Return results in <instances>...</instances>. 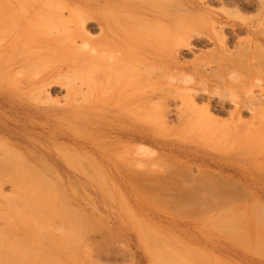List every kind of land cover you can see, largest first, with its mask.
<instances>
[{"label":"rangeland","instance_id":"1","mask_svg":"<svg viewBox=\"0 0 264 264\" xmlns=\"http://www.w3.org/2000/svg\"><path fill=\"white\" fill-rule=\"evenodd\" d=\"M2 1L5 4L6 0H0ZM176 1L178 0H171L169 3ZM203 1L208 7L217 11L226 10L228 7L230 19H240L239 15L242 17V13L250 15L249 13H252V9L257 5L256 0H250L251 3L248 5H244V0H239V4L245 8L235 11L234 6H224L218 0ZM6 6L7 4L4 5L5 8ZM253 12L255 13V10ZM201 13L204 14L201 10L195 13L200 16L197 23L200 22L201 27L203 26L201 29L206 27L212 29L210 23L212 20L207 16L205 20L201 19L203 23L200 21ZM3 18H6V15H3ZM206 18L211 21L208 22ZM206 22L208 23L204 25ZM218 23L215 24V29H219L223 24V22ZM224 24L222 32L228 38L238 39L248 36L246 31L237 27L233 29L230 24ZM88 25L90 35H97L95 21L90 19ZM1 30L0 39L4 34ZM203 33L204 36L200 33L191 37L189 44L181 49L180 63L183 66L187 64L189 69H192L193 63L194 65L195 62L199 63L198 59L203 60L200 63L208 62L212 57L207 54L215 52L212 50L214 48L211 42H201L206 34L204 31ZM206 37L204 39H207ZM80 45L83 49H88V45L84 43ZM52 53L54 55L46 59L45 66L56 65L63 60L61 58L63 55L60 53L55 51ZM209 64L208 67L205 66L206 70L209 68L207 72L212 70L211 65L214 67V63ZM186 66L183 68L188 69ZM68 74L70 76H67ZM67 75L63 79L62 73L57 81L55 79L57 77L53 78L54 81L52 80L49 88L47 87L49 98L53 99V102H50L52 105L44 103L53 108L48 114L26 110L17 102L10 101L0 86V123L8 128L4 129L5 133L0 131V162H5L0 164V264H258L260 261L264 264V246L259 243L258 238L261 234L257 229L235 231L232 228L243 215L248 218L256 217L258 222L264 220V186L252 181L250 172H246L245 169L251 166L250 171H253L255 161L264 168V120L259 124L256 122L251 130H247L248 136L247 133H243L245 125L240 123L244 125H239L240 130L244 127V131L241 130L242 136L238 132L240 137L237 136L238 134L235 136L232 133L206 131L197 134L189 132L184 135L160 133L161 135L140 138L137 144L131 143V146L129 144L128 148L125 146L123 149L124 153H127L131 147L138 145L141 163L135 164V167L94 165L89 161L99 159L97 152H94L96 150L90 147L80 148L74 143H81L86 135L94 142L100 141V135L97 137L96 133L99 131L83 121L89 107L88 93L84 89L87 78L84 79L83 75H80L84 83L72 72H68ZM78 79L85 86L79 84ZM75 80L78 81L74 84ZM65 82L75 85L73 90L76 94L73 93L74 91L70 92L72 89L70 93H66ZM206 82L208 85L214 83L211 80ZM77 83L79 87L83 86L82 91ZM85 92L87 95L83 96H86L87 100L82 98ZM66 94L71 97L72 103L65 101ZM77 94L81 96L80 99L74 97ZM73 99H76L75 101L79 99V103ZM57 101L61 103L58 104ZM203 102L205 103L206 100L201 102L199 100L197 104L202 105ZM69 103L75 105L70 104L73 107L69 108ZM212 113L219 122L229 123L228 112L212 111ZM243 115H246L242 116L243 120L249 118L248 112ZM234 119L236 122L239 121L236 117ZM157 125L172 128L178 124L175 121L161 123V120H157L153 126ZM85 126L89 127L85 128ZM16 132L33 137L34 139H28L30 144H33L34 140L40 144L43 142L47 145L45 148L50 154L60 161V165L36 162L41 158L35 156L32 150L13 147V143L17 142L1 138L7 136V133ZM243 141L248 144L244 143V146ZM112 142H109L111 146H113ZM239 142L243 146L238 144ZM179 147L182 149H178ZM169 148H173V151ZM241 148L245 152L238 150ZM60 152L65 154L67 160L70 162L72 160L73 165L69 161L70 164L65 163ZM175 153L181 156H174ZM229 153L237 155L234 157L232 155L237 161L232 160L236 166H239L237 168L241 167L240 170H245L244 176L249 177L247 187L232 182H223V186L217 187V182L211 179L194 182L191 187L187 180L181 181L180 185L177 184L182 177H179L176 171L184 169L194 174L201 173L207 169L206 159L222 156L231 158ZM245 153L247 156H243ZM77 157L80 158L81 163H78L80 160ZM174 171L179 177V180L175 177L177 183L166 180V183L148 187L144 183L143 186L141 185L143 179L142 182L139 181L140 178H146V175L152 173L162 177ZM217 190L221 193L226 191L224 192L226 194H217ZM257 194L260 195L259 200L255 198ZM208 203L213 208L209 207ZM176 219L182 223H191L190 227L179 228L174 226L175 223H170V221L175 222ZM108 226L110 229H107ZM219 245L224 246V249ZM233 251L240 252L245 257L239 258L233 254ZM249 258H253L255 263L248 262Z\"/></svg>","mask_w":264,"mask_h":264},{"label":"bare ground","instance_id":"2","mask_svg":"<svg viewBox=\"0 0 264 264\" xmlns=\"http://www.w3.org/2000/svg\"><path fill=\"white\" fill-rule=\"evenodd\" d=\"M170 1L6 0L5 4L3 1L0 2L2 3L0 4V29L4 31L0 39V86L2 91L10 101L17 102L26 110L29 109L38 114H48L53 109L50 106L53 99L49 98L47 87L49 88L51 81H54L53 78L57 77L55 78L57 81L63 73L62 78L64 79L68 72L76 74L75 76H78L79 79L82 75V78H87L86 83L81 78L86 86L78 79L79 84L85 86L84 89L88 93V95L86 92V94L83 93L82 98L86 99V96L83 95H87L89 98V107L83 121L99 131L96 133L97 137L100 135V139L96 138L100 141L94 142L86 135L85 140L81 143H74L80 148L90 147L96 150L94 152H97L98 155H96L99 159L94 161L89 158L91 160L89 162L94 165H112L118 168L135 167V164L138 165L141 160L137 150L138 145L133 146V144L140 138L156 134L183 133L184 135L189 132L197 134L215 131V133H232L234 135L240 132L241 135V130L242 132L245 130L244 134L247 133V130H251L256 122L259 124L264 120V0H256L257 5L252 9L255 10V13L252 11L248 16L242 13V17L239 15L240 19H230L228 7L222 11L213 10L203 0L201 2H198L199 0H178L172 3L174 6L169 3ZM218 2L224 6H234L235 11L244 7L239 4V0H218ZM248 3H251L250 0H244V5H248ZM3 4H7L6 8ZM199 10L204 12V14L201 13L200 21L205 20V16H207L212 20H209L212 29L206 26L205 29H201L203 26L201 27L200 22L197 23L200 16L195 14ZM3 15H6V18H3ZM208 18H206L207 21ZM90 19H93L97 25L98 34L95 36H91V31L87 28ZM218 22H223V24L219 29L216 27L217 30L215 24ZM224 23L230 24L233 29L237 27L246 31L248 36L238 39L228 38L222 32ZM203 31L207 34V37L205 34L207 39L204 37L201 42H211L212 48H214L212 50L215 52L208 53L209 51H207L209 54L206 53L207 56L212 57L211 60L208 57V62L200 63L202 59H198L199 63L195 62V65L191 63L193 65V70L190 68L191 71L186 66L187 64L183 66L180 63L181 49L189 44L194 35L202 33L204 36ZM80 43L88 45V49H83ZM52 51L63 55L61 57L63 63L61 61L56 65L45 66L46 59L54 55ZM202 52L204 53L203 50ZM215 53L217 55H213ZM210 62L214 63V67L211 65L210 69L212 70L207 72L209 68L206 70V67L210 65ZM185 66L188 69L183 68ZM231 68L233 70H230ZM72 77L75 78L73 75ZM78 80H75L74 84ZM207 80L214 83L208 85ZM66 82V93L74 91L75 85ZM76 85L78 86V83ZM83 86H80L81 89L79 86L78 88L82 91ZM75 96L79 97L78 94ZM199 100L200 102L206 100V102L198 105L197 101ZM65 101L71 102V97H65ZM45 102L50 105H45ZM71 103H69V108L75 105ZM5 105L7 106V104ZM212 111L228 112L229 123L219 122L213 116ZM247 112L249 118L243 120L242 116H246L243 114H247ZM69 114L68 116H71ZM235 117L239 120L237 121L239 124H236ZM157 120H161V123L175 121L178 125H176L177 128H166L163 125L160 126L161 128L159 125H157L158 127L153 126ZM151 122L153 123L151 124ZM240 123L245 125V129L242 127L240 130L241 126L239 125H242ZM179 125L180 127H178ZM4 129L8 128L0 123V131L4 132ZM260 133L262 136V132ZM7 134L1 138L19 144L13 143V147L32 150L35 156L41 158L36 162L60 165V161L50 154L49 150L45 148L47 145L43 142L40 144L34 140L33 144H30L28 139L33 137L19 132ZM239 134L237 136L240 137ZM252 136L250 137L252 138ZM110 141H113V146L109 143ZM131 143H133V147H129L127 153H124L125 146L128 148ZM244 143L248 144L243 141V145ZM169 149L173 151V148ZM238 150L241 151L242 148ZM175 154L174 156L179 155ZM246 154L243 156H247ZM61 155L64 157L65 163L73 162L67 160L64 153ZM232 155L234 157L235 153ZM232 155H230L231 158L222 156L206 159L208 166L201 172L203 175L201 173L194 174L184 169L176 171L179 173L178 176L182 177L180 182L176 180V178L179 180V177L175 171L172 172L173 174L170 173L171 175L167 176L166 174L162 177L152 173L146 175V178H140L139 181L143 179L141 185L143 186L144 183L149 187V185L162 184L166 180L173 181V183L176 181L177 184H182L181 181L187 180L191 187L194 182L211 179L217 182V187L223 186V182H232L247 187L249 177L244 174L248 171L252 181L254 180L255 183L257 181L264 186V168L261 167V164L255 161L257 166L254 165L253 171H250L252 167L249 165L250 167L245 168V172L244 169H242L244 171L240 170L241 167L237 168L239 166H236L234 162L237 159H233ZM77 159L80 160L79 157ZM239 160L240 158L238 162ZM250 162L252 163V161ZM3 163L5 162H0V164ZM78 163H81V160ZM249 191L251 192V190ZM224 192L221 193L220 190H217V194L224 195L226 194ZM227 193L232 194V192ZM255 198L259 200L260 195L257 194ZM208 206L213 208L209 203ZM170 223H175L174 226H179V228L181 226L190 227L191 224L189 222L182 223L177 219ZM232 228L235 231L257 229L261 234L258 238L259 243L264 246V220L258 222L256 217L248 218L243 215ZM107 229L110 227L108 226ZM219 246L224 249L226 245ZM227 251L228 249H226ZM233 254L239 258L245 257L237 251H233ZM254 261L253 258L248 259V262L255 263ZM258 264H262V262L260 261Z\"/></svg>","mask_w":264,"mask_h":264}]
</instances>
